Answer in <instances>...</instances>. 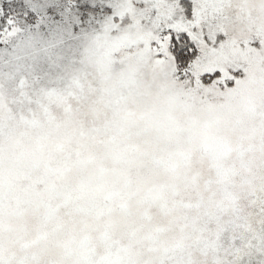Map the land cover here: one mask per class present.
<instances>
[{
	"label": "snow or ice",
	"instance_id": "obj_1",
	"mask_svg": "<svg viewBox=\"0 0 264 264\" xmlns=\"http://www.w3.org/2000/svg\"><path fill=\"white\" fill-rule=\"evenodd\" d=\"M0 264H264V0H0Z\"/></svg>",
	"mask_w": 264,
	"mask_h": 264
}]
</instances>
